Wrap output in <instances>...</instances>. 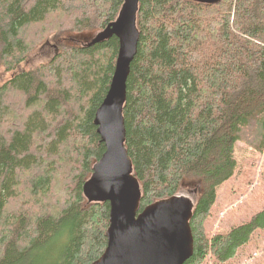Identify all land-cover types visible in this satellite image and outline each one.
<instances>
[{"label": "trees", "instance_id": "16d2710c", "mask_svg": "<svg viewBox=\"0 0 264 264\" xmlns=\"http://www.w3.org/2000/svg\"><path fill=\"white\" fill-rule=\"evenodd\" d=\"M122 3L0 0V264H92L105 250L108 204L87 206L82 186L104 152L93 120L118 40L75 37L104 29ZM137 29L123 118L139 211L199 184L184 264L240 262L259 249L264 209L223 234L205 228L235 143L264 156V0H140ZM44 45L55 54L36 63Z\"/></svg>", "mask_w": 264, "mask_h": 264}, {"label": "water", "instance_id": "95a60500", "mask_svg": "<svg viewBox=\"0 0 264 264\" xmlns=\"http://www.w3.org/2000/svg\"><path fill=\"white\" fill-rule=\"evenodd\" d=\"M189 1L210 6L222 0ZM139 2L123 0L115 20L80 44L91 47L112 37L118 40L111 83L93 120L104 152L82 186L87 206L108 204L109 208L106 247L92 264H184L194 252L190 222L199 184L192 192L178 191L139 211L142 188L125 148L123 107L126 81L139 40Z\"/></svg>", "mask_w": 264, "mask_h": 264}, {"label": "rangeland", "instance_id": "374dc122", "mask_svg": "<svg viewBox=\"0 0 264 264\" xmlns=\"http://www.w3.org/2000/svg\"><path fill=\"white\" fill-rule=\"evenodd\" d=\"M75 38L77 43H85L84 37ZM54 54V46L44 45L34 55V61L47 62ZM6 78H9V75ZM234 157V175L216 190V200L206 221L205 232L208 237L226 233L264 209V156L236 142ZM196 185L194 182H184L179 191L182 194L192 192ZM258 234L261 233L255 234L253 240L259 245V249H251L247 258L243 257L240 262L234 264H264V234Z\"/></svg>", "mask_w": 264, "mask_h": 264}, {"label": "bare ground", "instance_id": "6f19581e", "mask_svg": "<svg viewBox=\"0 0 264 264\" xmlns=\"http://www.w3.org/2000/svg\"><path fill=\"white\" fill-rule=\"evenodd\" d=\"M109 40H110V39H109ZM109 40H108V41H109ZM115 62H116V61H115Z\"/></svg>", "mask_w": 264, "mask_h": 264}]
</instances>
